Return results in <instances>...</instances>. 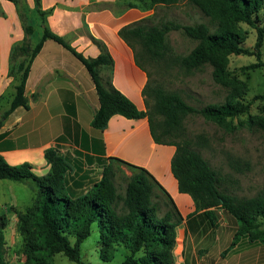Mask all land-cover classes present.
<instances>
[{"label":"trees","instance_id":"16d2710c","mask_svg":"<svg viewBox=\"0 0 264 264\" xmlns=\"http://www.w3.org/2000/svg\"><path fill=\"white\" fill-rule=\"evenodd\" d=\"M10 1L18 9L25 37L11 49L9 74L16 77L19 83L10 108L0 116V127L4 118L17 106L29 108L26 83L31 63L44 41L53 39L84 64L95 84L99 108L91 121L93 127L104 129L115 114L132 119L148 117L154 139L158 143L176 145L171 165L180 190L190 194L198 209H204L212 222L218 219L216 208H222L233 216L238 224L235 237L245 235L252 241L264 243V221L261 220L264 218V185L250 197L231 193L222 173L199 150L193 148L189 140H178L185 118L195 114L202 115L227 131H233L237 127L233 119L247 113L245 122L264 134V115L249 114L254 100L264 99V94L255 95L252 100L246 101L247 84L233 76L229 69L232 54L256 55L258 62L247 68L264 66V0H186L207 16L209 22L182 24L164 20L152 23L144 19L121 28L120 35L134 49L137 62L144 68L137 54L155 60L165 58L171 52L168 33L182 30L197 43L187 54L170 56V61L187 72L210 65L214 81L227 89L223 102L196 107L189 104L178 91L166 90L161 85L152 86L146 68L149 76L144 88L146 111L140 110L114 86V61L104 42L92 36L100 53L96 57L86 56L46 25V15L51 10H43L41 0H34L33 11L24 0ZM147 1L153 6L169 7L184 0ZM0 14H3L1 6ZM33 14L41 20L43 28L42 36L35 44L31 41L36 19ZM243 24L256 30L253 48L244 45L247 32ZM137 44L141 46L140 51ZM150 98L153 99L152 103ZM45 158L50 171L36 175L29 163L12 165L0 155V180L31 179L37 186L32 205L16 211V228L24 240L20 264H53L52 258L57 253H63L78 264H85L81 256V244L91 235L95 225L98 228L101 256L105 260L112 259L117 246L123 245L130 253L120 264H176L173 250L176 226L181 215L174 204L163 212L161 201L155 193V186L159 183L148 170L111 157L101 179L85 194L71 197L65 183V173L70 169V164L53 147L45 150ZM116 163L126 165L132 172L123 194L119 192L115 181ZM8 225V215L0 212V264H9L5 234Z\"/></svg>","mask_w":264,"mask_h":264},{"label":"crops","instance_id":"0c3cea01","mask_svg":"<svg viewBox=\"0 0 264 264\" xmlns=\"http://www.w3.org/2000/svg\"><path fill=\"white\" fill-rule=\"evenodd\" d=\"M24 1L33 11L35 1ZM41 4L43 10H51L46 25L86 56L100 53L92 36L107 45L114 61V86L146 111L148 72L119 31L144 19L152 23L167 20V6H153L147 0H41ZM0 6L1 116L10 108L19 83L9 74L11 49L24 39L25 31L16 5L0 0ZM26 96L29 108L17 106L0 127V155L8 163L27 162L36 175H44L50 171L45 150L55 148L70 164L65 183L71 197L85 194L98 182L111 157L143 167L159 183L155 193L163 212L174 204L181 215L173 250L176 264H264V243L245 235L235 237L238 224L233 216L216 208L218 219L212 222L204 209H198L194 198L180 190L171 165L176 145L158 143L148 117L132 119L115 114L104 129L92 126L99 108L96 87L84 64L66 47L53 39L44 41L31 63ZM0 182L13 190L7 199L9 207L0 202L1 212L8 215L9 223L14 216L17 224L16 211L32 205L36 183L31 179ZM17 187L25 190L24 195L15 193Z\"/></svg>","mask_w":264,"mask_h":264},{"label":"rangeland","instance_id":"374dc122","mask_svg":"<svg viewBox=\"0 0 264 264\" xmlns=\"http://www.w3.org/2000/svg\"><path fill=\"white\" fill-rule=\"evenodd\" d=\"M165 11L167 16L169 14L167 20H174L182 24L209 22L207 16L186 0L178 5L167 7ZM243 27L247 32L244 45L253 48L257 38L256 30L247 24H243ZM42 31L40 22L35 19L33 44L41 38ZM167 40L171 46V52L163 59L144 58L137 54L138 61L150 73V84L152 86L161 85L166 90L178 91L189 104L196 107H202L208 103L223 102L227 89L214 81L210 65L187 72L170 61V56L190 52L197 41L187 37L182 30L169 32ZM137 48L139 51L141 50L139 44H137ZM262 51L264 60V46ZM257 62L256 55L232 54L230 56L229 69L232 75L247 84L246 101L252 100L255 95L264 94V66L247 68L248 65ZM150 102H153L152 98H150ZM249 114L263 116L264 99L254 100ZM247 118V113L235 117L233 123L237 124V127L233 131H227L217 123L206 120L202 115H189L183 122V131L178 140H189L191 146L199 150L212 166L222 173L225 184L228 185L231 193L250 197L254 196L264 185V134L256 127L248 125L245 122ZM115 171L118 190L123 194L132 173L131 169L124 164L116 163ZM4 183L6 182H0V202L4 201L2 204L6 202L9 207L10 202L7 199L13 190L9 186L6 187ZM14 190L19 195L25 193V190L18 187ZM26 199L28 200L27 197ZM3 210L0 205V212ZM12 218L14 219V216ZM13 219L5 230L6 258L9 264H20L23 259L21 248L24 240L18 233ZM261 219L264 221V218ZM98 238V228L95 225L91 235L81 244V256L85 264H120L130 253L128 248L118 245L114 257L105 260L101 256ZM71 241L74 242L73 237H71ZM52 262L53 264H78L63 253L55 254Z\"/></svg>","mask_w":264,"mask_h":264}]
</instances>
